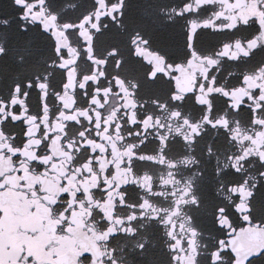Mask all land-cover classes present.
<instances>
[{
	"label": "flooded vegetation",
	"instance_id": "flooded-vegetation-1",
	"mask_svg": "<svg viewBox=\"0 0 264 264\" xmlns=\"http://www.w3.org/2000/svg\"><path fill=\"white\" fill-rule=\"evenodd\" d=\"M30 3L35 9L30 16L58 36L66 32L78 49L85 26L91 29L103 17L112 23L109 13L116 11L117 0ZM124 3L125 30L113 28L110 36L127 43L139 30L153 46L166 47L179 45L185 27L192 34L199 29L198 50L219 61L194 58L178 69L181 91L199 96L179 110L206 127L205 142L214 149L208 158L202 143L193 154L204 172L195 190L198 195L206 190L207 207L191 232L181 227L182 217L176 218L178 264H264V0ZM20 15L15 0H0V264H172L165 232L141 228L138 220L143 199L157 208L171 207V198L152 190L167 170L137 155L154 148H140L133 128L151 105L134 109L124 92L97 86L98 73L87 87V58L64 75L53 68L49 77L36 80L34 65L45 55L46 41L35 29L21 31ZM73 29L80 31L72 35ZM225 44V55L216 56ZM76 58L69 53V62ZM213 68L218 86L209 80L205 91L198 78L203 84ZM172 110L155 115L167 122ZM179 123L172 121L173 131ZM228 126L231 141L224 132ZM229 153L235 158L217 178L216 157L223 168ZM196 170L176 171L186 181ZM145 237L142 256L136 246Z\"/></svg>",
	"mask_w": 264,
	"mask_h": 264
},
{
	"label": "snow or ice",
	"instance_id": "snow-or-ice-1",
	"mask_svg": "<svg viewBox=\"0 0 264 264\" xmlns=\"http://www.w3.org/2000/svg\"><path fill=\"white\" fill-rule=\"evenodd\" d=\"M15 4L21 13V31L28 32L30 28L35 29L46 41L45 55L41 56L34 65L36 80L49 77L53 68L59 69L61 75H64L73 69L74 64L87 58L85 63V75L89 80L87 87L93 86L92 77L98 73L97 86L107 87L118 94L121 91L124 92L130 97L129 103L134 109H144L145 105H151V110L146 111L143 119L133 124V128L139 136L140 148H146L149 144L154 145V148L151 152L137 153V155L148 156L146 163H155L167 170L166 174L160 177L159 184L152 186V190L153 194L164 200L171 198V207L157 208L151 204L150 200L143 199L138 205L142 210L138 215V220L141 228L157 227L165 232L171 253L170 261L172 264H178L176 245L180 241L175 236L176 218L182 217L185 223L181 224V227L191 232L199 213L207 207L206 190L200 195L195 190L196 179L202 177L204 172L197 167L200 165V160L193 154L197 151V146L203 143L205 144L204 155L208 158L214 155L211 143L205 142L203 133L207 130L206 127L199 121L188 120L179 110L180 105H185L189 101H198L199 96L195 90L181 91L178 84L180 75L178 69L192 64L194 58L210 60L214 65L219 63L198 50V42L202 43L200 30L197 29L195 34H192L191 30L185 27L179 45L170 44L165 47L157 44L153 46V40L139 30L132 31L127 38L128 42L122 43L118 37L109 35L113 28L121 33L125 30L122 20L125 16L126 5L124 0H117V3L113 5L116 11L109 13L112 23H107V17H103L99 19L98 24H93L91 29L85 26L86 35L80 37L77 49L72 47V42L66 32H61L58 36L55 28L49 27L42 19H34V15H29L30 11L33 14L35 12L30 0H15ZM3 23L6 25L7 21ZM79 31V29H73L71 34L76 35ZM60 36L64 39L61 40ZM227 47L228 45L225 44L224 48L217 49L215 55L224 56V49ZM70 52L77 54L73 62H69ZM213 71L215 68L207 71L203 84L199 83L198 78L199 87L204 88L205 91L209 80L212 81L213 87L218 86V81L212 74ZM27 83L29 87H32L31 80ZM170 106H173L174 110L170 112L167 122L155 115L156 113H168ZM200 107L203 112L204 106L200 105ZM228 109L232 110L230 103H228ZM202 118L208 119L210 125L214 123L210 117ZM148 121L153 123L147 128L142 127ZM172 121H182V123H179L173 131ZM231 131V126L224 129L229 141L232 138L227 134ZM181 152L187 155L181 156ZM234 158L229 153L225 158L224 167L221 168L220 158L216 157L217 178L229 169V161ZM179 168H196L197 170L189 179L182 181L176 171ZM232 174L235 175V171ZM259 186L258 182L256 187ZM252 194H255V189L252 190ZM185 208L190 209L192 214H186ZM133 235H135V229H133ZM147 243V237H145L143 243L136 246L142 256L145 254Z\"/></svg>",
	"mask_w": 264,
	"mask_h": 264
}]
</instances>
